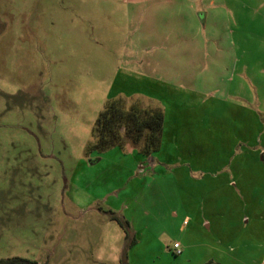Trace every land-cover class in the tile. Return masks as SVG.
Instances as JSON below:
<instances>
[{"label": "rangeland", "instance_id": "374dc122", "mask_svg": "<svg viewBox=\"0 0 264 264\" xmlns=\"http://www.w3.org/2000/svg\"><path fill=\"white\" fill-rule=\"evenodd\" d=\"M113 98L165 113L148 157L87 151ZM110 190L127 192L111 211L128 248L97 209ZM14 256L264 264V0H0V258Z\"/></svg>", "mask_w": 264, "mask_h": 264}, {"label": "trees", "instance_id": "16d2710c", "mask_svg": "<svg viewBox=\"0 0 264 264\" xmlns=\"http://www.w3.org/2000/svg\"><path fill=\"white\" fill-rule=\"evenodd\" d=\"M162 122L163 112L159 107L141 106L133 102L126 104V101L121 98L110 99L96 118L91 131L92 141L87 145V151L101 152L112 147L124 148L127 143H130L131 148L135 147L141 154L149 156L159 147ZM98 210L106 213L123 229L127 248L135 243L127 220L118 217L110 209L98 207ZM0 264L39 263L35 260L14 256L0 258ZM122 264L127 263L124 261Z\"/></svg>", "mask_w": 264, "mask_h": 264}, {"label": "crops", "instance_id": "0c3cea01", "mask_svg": "<svg viewBox=\"0 0 264 264\" xmlns=\"http://www.w3.org/2000/svg\"><path fill=\"white\" fill-rule=\"evenodd\" d=\"M234 62H238V61H235L234 60ZM239 73H238V76H237V78L238 79H235V76L234 75H232V76H227L226 77V79L229 81V82H233V83H240V77H239ZM226 80V81H227ZM226 91H227V89H226ZM148 98V97H147ZM164 118H165V113L163 112V122H162V129H161V135H160V137H162V133H163V128H164ZM161 143V142H160ZM146 157H148V156H146ZM100 160V157H98L94 162H90V164H94V163H98V161ZM141 164V162H139L138 163V166ZM142 169V168H141ZM123 194H127V192L126 193H124V192H122L120 195L119 194H117V193H115L114 191H109V192H107V194H106V196H104V197H102V198H100V200H102L103 202H104V204L108 207V208H106V209H114V207H120V205L118 204L117 205V203H118V200H119V198H120V196L121 195H123ZM99 200V201H100ZM90 204L91 205H93V203L92 202H90ZM98 207H101L102 208V206L101 205H99V206H97V209H98ZM126 208V207H125ZM129 221V220H128ZM132 224V227H134L135 229H137V226L135 225V223L132 221V223H130V225ZM131 227V228H132ZM123 235H124V233H123ZM135 236H136V233L134 234ZM63 256H65V254H63L62 255V257ZM53 257V256H52ZM62 257H60L59 258V260L62 258ZM54 257L53 258H51V263H54ZM39 263V262H38ZM46 264H49V263H47V262H45ZM39 264H41V263H39Z\"/></svg>", "mask_w": 264, "mask_h": 264}, {"label": "built area", "instance_id": "2783aa9c", "mask_svg": "<svg viewBox=\"0 0 264 264\" xmlns=\"http://www.w3.org/2000/svg\"><path fill=\"white\" fill-rule=\"evenodd\" d=\"M172 248L175 253H180V243L178 241L173 242Z\"/></svg>", "mask_w": 264, "mask_h": 264}]
</instances>
